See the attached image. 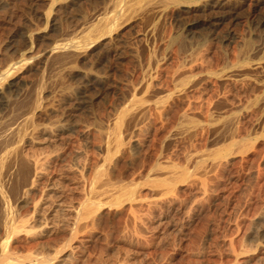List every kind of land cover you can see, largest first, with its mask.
Returning <instances> with one entry per match:
<instances>
[{"label":"rangeland","instance_id":"1","mask_svg":"<svg viewBox=\"0 0 264 264\" xmlns=\"http://www.w3.org/2000/svg\"><path fill=\"white\" fill-rule=\"evenodd\" d=\"M115 1L8 0L0 9V85L17 78L12 67L32 66L0 106V133L23 126L22 142L0 143V160L17 144L28 161L46 159L36 212L17 210V224L37 227L14 235L0 264H264V224L252 226L264 216V0L244 2L230 42L226 25L189 30L197 17L186 9L206 0L158 1L144 16L138 0ZM61 45L69 50L48 54ZM88 72L107 86L84 90ZM38 95L47 109L31 114ZM184 111L192 121H181Z\"/></svg>","mask_w":264,"mask_h":264},{"label":"bare ground","instance_id":"2","mask_svg":"<svg viewBox=\"0 0 264 264\" xmlns=\"http://www.w3.org/2000/svg\"><path fill=\"white\" fill-rule=\"evenodd\" d=\"M123 0H116L114 2V5L116 7L121 6ZM160 1L162 2V5L165 7H168L169 4L175 3L179 4L182 3L185 0H138V5L140 9L142 10L141 15L144 16L149 11H159L156 10V3ZM193 2H190L188 8L186 9V12L189 14L195 15L197 18L193 19L191 23L189 24V30L192 28H198L206 26L210 29H217L221 25H226L227 32L224 37L227 41H233V39L236 37V32L234 30V27L240 23V16L238 14V11L243 6L244 2L246 0H206L201 4H195ZM7 6H9L8 0H0V9H6ZM30 9H34L33 5L29 6ZM122 13V12H121ZM119 15V16H123ZM6 18H8L10 21L13 17V13H6ZM113 20L114 18H107L102 19L101 26H100V32L102 34L111 33L113 31ZM128 18L123 20L116 28L115 32L118 33L120 29H122L121 24H127ZM23 39L30 40V37L26 34H23ZM120 34H117L113 39L114 41L118 39ZM13 44L14 37L10 40ZM253 39L251 38V35L248 37V41L245 42V47L243 48L244 51H242V54L246 59H249L248 56L249 51L253 49L252 46ZM109 42L106 43V45ZM183 49L187 52V47L183 46ZM69 49L66 47V45H61L58 47H55L51 49L48 54L50 56L54 55H62L65 52H67ZM75 54L79 59L86 58V53L83 52L81 49H73ZM113 53L118 58L122 59L124 51L118 48H113ZM190 55V53H188ZM248 56V57H247ZM264 58V54L262 55ZM244 58V59H245ZM235 64L234 63H228V67L231 68ZM14 72L10 75L9 79H12L17 76L14 80H9L8 82L1 83L0 85V106L8 104V101L11 99L10 96L12 95V87L16 86L20 83V80L22 78V75H19V73L27 72V70H30L32 66L25 62L19 67H12ZM18 71V73H16ZM16 73V74H15ZM214 73L218 74L220 71H214ZM19 75V76H18ZM85 85L84 90L87 87H91L93 85H99L104 86L107 81L108 77H103L100 75H95L92 72L85 73L83 75ZM107 86V84H106ZM149 87V85H148ZM80 91L79 93H85V91ZM43 97L41 95H38L35 100L33 106L30 108V113L34 114L35 111L40 107H45L47 109V106L43 102ZM19 102H22L20 100ZM161 102L160 99H156L154 101L155 105H158ZM148 107V104H140L137 106L132 112L131 115L132 119L135 118L139 113H145L146 108ZM55 112V111H54ZM64 114V112L60 113ZM70 115L65 116H59V122L60 124L63 123V121L69 120L68 117ZM180 119L182 122H189L193 120V117H191L190 114H188L186 111L182 112L180 115ZM23 126H19L17 128H8L0 133V143H14L16 141H20V139L23 137V135L20 133V130ZM22 142V139H21ZM66 155V151H62L57 153L54 156V161H57L58 159H64V156ZM51 158V157H49ZM46 163L45 158H35L34 161H28L21 155V146L19 144L13 146L11 150L8 152L5 159L0 160V232L1 237L3 238L0 241V253L7 255L10 250V242L14 235L20 233V232H26L31 233L32 229H35V224L26 225L25 223L27 220H22L23 222L21 224H17V210L19 207L26 206V205H32L31 213L34 214L37 210L38 202L41 200V196H37V173L39 169H43V166ZM93 205V202L90 201L88 204V207L90 208ZM80 215V212H77V216ZM260 223V224H259ZM264 224V216H262L260 219H256L253 221L252 226L257 231L258 225ZM263 231V230H262ZM53 258L52 257H44L39 258L34 264H53L51 262ZM7 264H23V260H17L15 262L8 261Z\"/></svg>","mask_w":264,"mask_h":264}]
</instances>
